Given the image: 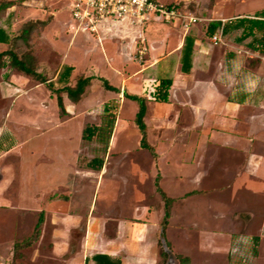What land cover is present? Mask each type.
<instances>
[{
	"label": "rangeland",
	"instance_id": "obj_1",
	"mask_svg": "<svg viewBox=\"0 0 264 264\" xmlns=\"http://www.w3.org/2000/svg\"><path fill=\"white\" fill-rule=\"evenodd\" d=\"M159 1L176 4L184 10H193L200 17L201 12L214 2ZM11 2L16 6L11 18L15 25L12 24L10 33L16 35L24 24L22 19L25 16L21 14L22 0ZM262 3L264 0H217L213 12L229 15L234 10H248ZM43 8L55 10L54 20L46 31V41L41 38L42 27L38 26L30 33L27 46L17 40L15 48L19 53H35L36 64L39 60L46 62L50 73L64 55V61L67 63L75 60L77 68L72 76L74 79L81 73L87 75L86 72L91 69L115 86H120L124 77L128 87L138 86L145 73L134 74L141 64L137 61L136 49L133 52L128 47L133 41L131 35L135 34L138 41L142 31L148 45L149 57L152 50L165 44L169 48L177 40V34L166 29V22L154 19L148 22L145 28L136 25L134 30L133 25L123 21L127 26V33L120 31L114 37L120 47H125L124 57L120 58L122 65H125L121 75L117 67L106 62L98 46L96 34L79 32L75 35L69 31V0H45ZM8 18L5 10L0 16V25H4ZM197 24L202 26L203 22ZM53 32H58L59 40L58 35L56 40L51 37ZM102 34L100 31L99 35ZM74 35V45L71 46L68 42ZM166 37H169L167 43ZM113 61L112 64L117 63L116 59ZM171 68L172 62L168 63V70ZM154 70H150L151 75L156 76ZM27 85L25 84V87ZM39 90L30 94L49 101V120L38 116L35 108L27 102L26 95L0 99V130L5 134L11 133L18 143V147L1 159L0 164H7L8 177L12 176L18 180L17 184L22 189L17 198L19 202L30 209H37L40 200L44 199V194L54 187L50 170L55 166L64 168L65 164H73L74 168L84 167L90 159L99 156L103 157L102 173L97 183L94 173L81 176L78 171V175H72L73 184L81 186L73 194L72 202L73 212L80 218V224L72 231L66 233L55 230L46 216L40 237L29 247L19 246L14 249L13 243L21 242L32 234L38 214L24 213L20 219L17 218L19 223L15 229H11L12 235L3 252L6 264H84L86 256L101 249L119 257L122 264H178V254L188 256L191 264H264L262 165L258 169L255 165V169H251L249 174L245 173V167L239 166L224 172H214L213 164L208 162L214 154L208 151L210 148H204L202 145L200 150H204L201 152L203 158L200 176L201 187L205 189L206 194L187 199H184L181 193L177 196L176 202L171 206V217L165 234L169 247L164 241L160 246L158 240L164 205L156 191V175H159L160 187L169 195H176L180 189L198 187L191 178L180 181L176 177L175 173L182 168L178 166L182 164L179 162L183 154L181 138H177V134L173 135L174 143L170 146L169 142H163L166 137H161L167 132L162 130L160 135L159 132L153 131L157 128L159 130V127L148 124L147 132L152 144H156V153L141 147V133L135 124L138 103L125 98L124 102L117 103V108L121 103L119 113L118 109L115 113L116 118L118 115V122L108 148L103 152L98 139L83 140L81 136L84 126L100 124L103 106L106 102L113 101L111 98L115 92L105 90L100 80L94 78L84 99L78 104L72 103L73 106L77 105L78 111L89 106L85 110L86 114L78 112L76 115L61 118L55 96L41 94ZM41 90L44 91L43 88ZM149 107L148 123L153 109L151 105ZM175 128L170 125L166 126L165 130ZM255 146V153H259L264 160V131ZM223 155L221 160H225ZM168 164H172L170 169ZM222 165L217 164L219 167ZM15 212L10 210L8 213L12 215ZM90 221L93 228L85 231L84 225ZM254 236L260 237L257 244ZM162 249L168 252L167 257L162 255Z\"/></svg>",
	"mask_w": 264,
	"mask_h": 264
},
{
	"label": "crops",
	"instance_id": "obj_2",
	"mask_svg": "<svg viewBox=\"0 0 264 264\" xmlns=\"http://www.w3.org/2000/svg\"><path fill=\"white\" fill-rule=\"evenodd\" d=\"M44 1L45 0H22L21 4L23 6L21 14L25 16L24 19H22L23 23L29 20L46 21V24L41 29V38L46 41V31L54 20L55 10L44 9ZM238 1L242 2L243 0H236V2ZM1 2H10V5L6 8L10 21L8 18V21L1 26L6 29L9 35H12L10 30L12 24L15 25V23L13 20L11 21V18L16 4L11 2V0H4ZM216 2L217 0H214L212 4L206 7L205 11L201 12L202 17L198 16L193 10H186L202 18L200 21L191 24L188 29H184L179 21L168 23L166 29L170 32H175L177 34V40L171 47L167 48L165 44L161 48L152 50L151 57L147 55L144 64L140 65L134 72V74L140 72L145 73L138 86L130 85L128 87L125 77L121 79L122 84L120 86H115L106 79L111 85L120 89V92L112 91L115 92V94L111 99L117 103L119 101L122 103L125 101V98H127L123 95L124 91L139 95L145 99L146 112L144 121L146 124V139L148 144L151 145L154 153H156L154 149L156 144H152V140L149 137L150 134L147 132L148 124L159 127V130L158 128L153 130L151 125L152 130L156 131V133L159 132L160 135L162 130H164V133L167 132L165 135H161V137L165 136L166 139L163 142H169L170 146H173L174 143L172 142L173 135L177 134V138H181L180 145L183 154L179 162L182 164H178V166L180 165L182 168L175 173L176 177H178L180 181L191 178L198 184V187L193 189H180L179 192L177 191L176 195H169L164 188H162L169 197L174 199L173 203L176 202L177 196H179L180 193L184 199L193 198L203 193L206 194V192H204L205 189L201 187L202 182L200 176L202 167L201 160L203 158L201 152H203L204 148H210L208 151L214 154L213 157L208 159V162L210 161V163L213 164V171L220 170L224 172L225 170H232L239 166L240 168L245 167V173L249 174L250 171L255 169V165L257 169L260 165L264 167V164H261L264 162L263 157L259 153H255V145L262 137L264 131V52L251 49L247 46V43L251 40V35L245 36L248 32L247 28L243 26L233 28L239 18L252 16L255 12L264 9V3L248 10H234L233 13L225 15L213 12ZM199 9L200 8H197V10ZM50 15H52V17H50ZM213 20H219L222 24L226 23L229 25L226 33L222 32L221 27L215 31V33H221L222 43L214 44L211 41V35L206 34V26L208 22ZM124 22H109L101 31L103 34L100 35V39L97 38L98 46L101 48L106 62L117 67L121 75L123 74L122 68L125 65H122L120 58L124 57L125 52L123 53V51H125V47L123 45L120 47L114 40V37H116L120 31L127 33V26L123 24ZM198 22H203L202 26L198 25ZM134 27L135 26H133V29ZM12 30H14V28H12ZM132 32L134 33V31ZM254 33L258 35L257 30H254ZM187 34H190L194 38L192 67L189 72H182L180 69L181 48L185 35ZM57 35L59 36V40L60 35L58 32H53L51 37L56 40ZM75 35L69 39L68 44L71 46L74 45ZM135 36V34L131 35L133 41L131 44H128V47H130L133 52L136 49L137 43ZM166 38L167 43L169 37ZM7 45V43H0V51L6 49ZM173 55L175 56L172 57ZM64 58L65 55L51 73L48 70V64L40 60L38 61L36 70L46 75L48 81L54 83L53 88L63 86L62 83L57 82V76L64 65L73 66V70L68 78V85L73 86L79 77H91V80L80 99L76 102L70 100L66 92L60 93L66 110V114L63 116L60 115L59 111V116L61 118L76 115L78 112L85 113V110L89 106L78 111L77 105L73 106L72 103H80L87 95V88L91 85L92 79L98 78L100 80L101 78V76L92 72L91 69L86 72L87 75L81 73L76 79L72 78L77 68V62L72 60L67 63L64 61ZM115 59L117 63L112 64ZM170 62H172V68L168 70V63ZM152 68L155 69L154 72H156V76L151 75L152 72L150 70ZM163 77L172 78V85L169 89L167 102L155 101L152 97V90L155 88L158 80ZM100 82L102 84L101 80ZM25 84L28 85L25 87ZM41 88H43L45 92L42 91ZM103 88L108 90L104 86ZM38 89H40L39 91L41 94L46 93L50 96H55L57 103V95L55 92H52L47 86V83L39 82L32 76L17 70H10L7 67L0 68V99L7 98L8 96L15 98L26 95L27 102L29 104L31 103L32 107L35 108L38 116H42L44 120H49L50 117L47 113L49 101L41 97L35 98L30 94V92ZM121 103L117 108L118 113ZM150 105L153 109L149 119L150 123H148L147 117L150 111ZM138 107L139 105L137 106V110ZM117 122L118 115L115 120V125ZM170 125L176 128L174 130H165L166 126ZM202 145L204 148L201 151L200 147ZM16 147H18V143L12 134L9 132L5 134L4 131L0 130V160L5 158ZM222 155L225 160H221ZM217 164L223 165L219 167ZM168 165L170 169L172 164ZM101 169H90L86 165L84 167L74 168L73 164H65L64 168L55 166L53 170H50V178L51 181H53L54 187L44 194V199L40 200V205L37 209H30L17 199L18 195L22 192L20 185L17 184L18 180H16V178L14 179L12 176L8 177L6 174L8 172L7 164H0V264H6V258L3 256V252L12 235L11 229H15L19 223L17 218L20 219L24 213L38 214V220L40 213L43 212L41 229L46 222V216L49 217V223L53 225L55 230L67 233L76 228L75 226L80 224V218L73 212L72 202L73 194L77 189H80L81 186L77 187L73 184L72 175H78L76 173L78 171H80L81 176L82 174L94 173L96 174L95 176H97L95 178L97 183L100 180L99 175L102 173ZM208 182L210 183V181ZM35 195L37 196L40 194ZM10 210L16 212L10 215L8 213ZM11 217L12 219L10 220ZM92 228L93 224L91 221L84 225L85 231H90ZM41 229L40 235L42 232ZM96 252H104L113 255L111 252L103 249L97 250Z\"/></svg>",
	"mask_w": 264,
	"mask_h": 264
},
{
	"label": "trees",
	"instance_id": "obj_3",
	"mask_svg": "<svg viewBox=\"0 0 264 264\" xmlns=\"http://www.w3.org/2000/svg\"><path fill=\"white\" fill-rule=\"evenodd\" d=\"M172 4V3H171ZM10 5V2H0V16ZM46 24V21L42 20H29L24 22L20 27V32L16 35H9L5 28L0 25V43H7L9 46L0 51V68L7 67L10 70H17L26 75L32 76L39 82L47 83V86L55 92L57 95V105L60 108V115L63 116L66 114V110L63 105L61 92H66L68 98L73 102H76L80 99L83 94L86 86L90 83L91 77H79L76 83L73 86L68 85V78L73 70V66L64 65L57 76V82L62 83L63 86L59 88H53L54 83L48 81L46 75L38 72L36 70V57L32 51H26L19 53L15 48V43L17 40H21L26 46L29 44L30 33L39 27H43ZM244 27L248 29V32L245 36L251 35V40L247 43V46L254 50H260L264 52V9H261L252 16H246L239 18L234 24L233 28ZM222 28V32L226 33L228 30V24H222L221 21H210L206 26V34L212 35L219 28ZM254 30L258 31V35H255ZM243 36V37H245ZM193 43L194 38L190 34L185 35L183 45L181 48V57H180V69L182 72H189L192 67V52H193ZM102 85L111 91L120 92V89L111 85L105 78H100ZM172 85L171 77H163L158 80V83L155 86L152 97L155 101L167 102L169 89ZM123 95L131 100L138 102V110L135 114V124L137 125L140 133V146L150 151L154 152L151 145L148 144L146 139V124L144 121V116L146 112L145 99L139 95L131 94L126 91L123 92ZM117 102L111 101L106 102L103 106V114L101 122L99 125L88 124L83 128L82 139L91 140L96 138L102 144L103 152H106L109 141L111 139L115 118H116ZM86 166L90 169L100 170L103 166V157L95 156L90 159ZM155 187L156 191L159 193L161 199L164 203L163 216L160 222V231H159V240L158 243L162 246L164 241L166 246L169 247V242L166 240V228L169 223V217L171 212V205L174 201L173 198L169 197L159 185V175L155 178ZM43 221V212L40 213L37 222L35 223L32 234L22 240L21 242L14 243V249L19 246H28L31 245L40 235L41 223ZM260 240L259 236H254V241L257 244ZM257 252V250H254ZM162 255L167 257L169 254L167 251L162 249ZM178 264H191L190 258L186 255H176ZM84 264H122L121 259L117 256L104 253V252H95L85 257Z\"/></svg>",
	"mask_w": 264,
	"mask_h": 264
},
{
	"label": "built area",
	"instance_id": "obj_4",
	"mask_svg": "<svg viewBox=\"0 0 264 264\" xmlns=\"http://www.w3.org/2000/svg\"><path fill=\"white\" fill-rule=\"evenodd\" d=\"M69 11L71 33L96 34L98 39H100L99 32L109 22L126 21L143 29L154 19L166 23L179 21L184 29H188L191 24L202 19L176 4L163 3L159 0H69ZM140 34L135 55L138 63L143 65L146 61L148 45L142 31ZM210 38L214 44L223 42L220 32L213 33Z\"/></svg>",
	"mask_w": 264,
	"mask_h": 264
}]
</instances>
